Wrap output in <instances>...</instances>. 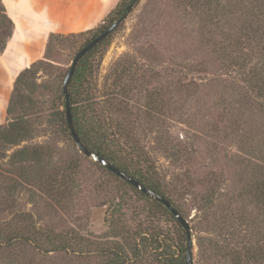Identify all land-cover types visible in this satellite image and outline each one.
<instances>
[{"label": "rangeland", "instance_id": "374dc122", "mask_svg": "<svg viewBox=\"0 0 264 264\" xmlns=\"http://www.w3.org/2000/svg\"><path fill=\"white\" fill-rule=\"evenodd\" d=\"M120 2L88 30L102 28V33L119 20L111 13ZM206 3V0H136L107 36L98 82L105 89L116 75L126 70L123 82L130 86L127 88L129 98L121 96L118 101L130 103L127 112L136 119L132 122L133 131L152 155L166 192L184 210L192 229L194 264H233L231 259L220 263L210 254L203 255L199 238L208 234L209 224L201 208L202 197L210 191L209 186H213L215 172H224L233 191L235 182L232 179L236 178L240 167V162L233 160L235 154L242 157L241 164L249 165L244 175L245 184L257 178L256 170L262 168L264 173V90L260 89L264 74L259 79L252 77V59L243 72L236 63L233 64L237 47L233 48L230 63L229 58L222 57L220 48L213 46V20L211 8ZM240 4L238 17L247 21L251 34L250 44L242 39L245 42L242 50L254 54L258 50L255 31L259 23L248 17L250 8L246 5L249 1L245 0L244 6ZM88 30L55 33L56 36L48 39L45 54L37 60H42L36 72L37 83L50 87L39 89L38 98L43 104L34 120L36 137L20 146H49L56 152V162L63 158L65 165L72 162L78 168L77 173L72 170L67 174L65 189L68 194L61 200L55 201L43 192L47 190L50 178L42 184V189L31 188L37 192L24 190L19 196V207L28 210L40 226L68 233L70 237L77 236L71 245L70 256L51 252L47 257L38 258L35 264H105L107 255L103 248L113 247L114 241L128 247V257L123 264H158L156 256L161 248H156L159 244H152L150 229L157 228L160 233L167 234L166 237L167 232L176 235V221L162 210L152 209L148 200L123 184L124 179L119 176V180L109 173L108 168L83 153L74 141L62 138L56 132L57 128L44 120L52 105L58 80H64L62 75L67 74L73 58L90 38L82 34ZM5 40L6 33L0 30V50ZM255 55L258 56L257 63L260 55ZM260 61L264 64V59ZM14 74L15 71L10 74L8 82H12ZM248 87L253 104L245 109L235 99L239 90ZM147 93L151 94L152 102L146 101ZM152 105L155 109L150 110L148 106ZM3 111L0 113L5 114L3 122L6 123L7 112ZM164 142L169 147L171 143L176 147L187 146V156L175 159L173 151H164ZM243 148H248L249 153L243 152ZM14 149L3 151L8 156L0 155L1 165L8 163ZM228 195L232 196V193ZM237 200L240 201L233 205H236L235 209L244 205L242 216L248 215L249 218L251 213L255 214L250 199ZM238 211L234 210L233 219H239ZM112 216L121 234L127 236L122 232L124 227L134 232L135 240L116 239L109 235ZM211 221L213 223V207ZM139 228L144 231L142 236ZM4 235L5 226L2 225L0 242H4ZM80 239L83 243L78 245ZM135 248L139 249L137 256L132 254ZM205 256L211 258L205 259ZM256 264H264V260Z\"/></svg>", "mask_w": 264, "mask_h": 264}, {"label": "trees", "instance_id": "16d2710c", "mask_svg": "<svg viewBox=\"0 0 264 264\" xmlns=\"http://www.w3.org/2000/svg\"><path fill=\"white\" fill-rule=\"evenodd\" d=\"M135 1L121 0L111 14H114L116 19L124 17L133 7ZM206 1L208 7L211 8L210 17L213 20V46L219 47L222 57L229 58L230 63L231 58L233 59V48L237 47L233 64L236 63L243 72L245 68L247 69L249 59H252V77L259 79L264 74V64L260 61L264 59V29H262L264 26V0H248L249 4L246 5L250 8L248 17H252L255 23H259V28L255 31L258 43L256 49L258 50H255L254 54L242 50L245 44L242 39L248 41L249 44L251 41V34L248 32L250 27L247 21L243 19V24L242 18L238 17L240 3L244 6L245 0ZM13 27V18L0 0V30L6 33V40L0 53L4 50ZM101 30L102 28L91 29L82 33L90 36L86 43L98 36ZM54 36L56 35L51 34L50 38ZM108 37L102 39L81 58L70 81L68 91L75 128L81 141L89 150L98 153L143 184L163 194L184 215L183 208L174 202L170 194L166 192L152 155L145 150L141 137L133 131L132 122L136 119H132L131 113L127 112L130 103L125 100V103L118 101L121 96L125 99L129 98L127 88L130 86L123 82L126 70L121 71L122 75H116L107 88L104 89L99 85V66ZM256 53L260 55V60L258 59L257 63H255L258 57L255 55ZM39 62L41 63L42 60L33 62L19 73L7 107V122L0 124V148H2L0 155L7 157V153L3 151L15 148L9 156L8 163L0 164V229L2 225L5 226L4 242H0V264H35L38 258L47 257L51 252L70 256L71 245L77 238V236L70 237L68 233L54 232L43 228L34 221L29 211L21 209L18 203L21 192L31 188L42 189V184L48 178L50 179L47 190L43 191L45 195L55 201L63 199L68 194L65 189L68 185L66 183L67 174L72 170L74 174L77 173L78 168V165L72 162L65 165L63 158L56 162V152L49 146L40 144L20 146L23 142L36 137L37 128L34 120L37 119L36 114L41 111L43 104V101L41 102L38 98L39 89L40 87L45 89L50 87L37 83L36 72ZM66 75H62L64 80ZM64 80H58V87L53 93L52 105L44 120H47L45 123L49 126L56 127V132L62 138L74 141L67 120L63 92ZM249 88L239 90L240 93L235 99L245 109L250 108L253 104L249 99ZM260 89L264 90L263 82L260 84ZM147 96L146 101L152 102L151 94L147 93ZM122 104L123 108L120 107ZM148 107L150 110L155 109L153 105ZM123 114L125 116L121 119ZM150 117L154 119L155 116L150 113ZM162 147L165 148V152L167 149L173 151L172 156L175 159L187 156V146L178 145L176 147L171 143L169 147V144L164 142ZM243 152L249 153L248 148H243ZM233 158L234 161L240 162L237 176L232 179L235 182L233 191L229 188V179L225 177L224 172H215L213 173V186H209L210 191L202 197L201 208L204 210V219L209 227L206 231L208 234L199 238V245L203 250V255L210 254L220 263L231 259L233 264H256L264 260V242H262L264 241V173L262 168L256 170L257 178L254 177L245 184L244 175L246 167L249 165H245V162L241 164L242 157L237 154ZM57 163L62 165L57 166ZM108 172L120 180L119 176L110 170ZM122 182L136 194L148 200L152 204V209L162 210L178 224V234L167 232V237L165 236L167 234L160 233L157 228L154 231L150 229L152 244H159L156 248H161L156 256L157 263L187 264V234L181 223L162 202L145 194L128 181L123 180ZM35 189L31 190L37 192ZM229 192L232 193V196L228 195ZM237 198L250 199L255 214L251 213L249 218L248 215L242 216L244 205L238 206L236 209V205H233L240 201ZM212 207L213 223L210 222ZM234 210H239L238 220L237 218L233 219ZM7 216L10 218L7 219ZM139 229L142 236L144 231ZM248 231L251 232L248 233ZM109 232V235L116 239L122 237L135 240L132 236L134 232L131 233L124 227H122V232L127 236L121 234L114 216L111 217L109 223ZM82 243L80 239L77 244L81 245ZM113 243V247L103 248L107 255L105 264L125 263L128 257V247L116 241ZM204 245L206 246L204 247ZM137 251L139 253L138 248L133 249L132 254L137 256ZM210 256H208L209 258L205 256V259H210Z\"/></svg>", "mask_w": 264, "mask_h": 264}, {"label": "crops", "instance_id": "0c3cea01", "mask_svg": "<svg viewBox=\"0 0 264 264\" xmlns=\"http://www.w3.org/2000/svg\"><path fill=\"white\" fill-rule=\"evenodd\" d=\"M2 2L14 21L12 34L0 54V110L7 112L16 78L23 69L45 54L51 34L78 33L90 29L99 23L119 0ZM13 71L15 74L12 82H8ZM0 116V124H4L5 114L0 113Z\"/></svg>", "mask_w": 264, "mask_h": 264}, {"label": "water", "instance_id": "95a60500", "mask_svg": "<svg viewBox=\"0 0 264 264\" xmlns=\"http://www.w3.org/2000/svg\"><path fill=\"white\" fill-rule=\"evenodd\" d=\"M121 18L117 20L115 23H113L109 28H107L105 31L100 33L98 36L93 38L91 41L86 43L75 55V57L72 60L71 66L68 70V73L66 75V78L63 82V92L65 95V105H66V113H67V120H68V125L71 130L72 136L74 141L76 142L77 146L80 148L82 152H84L87 156H91L94 158L96 161L100 162L102 165H104L106 168L120 176L122 179L128 181L131 183L133 186L144 192L145 194L151 196L152 198L162 202L172 213L173 215L179 220L181 225L184 227L186 230L187 234V258H186V263L187 264H194V258H193V246L194 242L192 239V229L190 227L189 221L187 218L181 213V211L173 205V203L165 197L163 194L157 192L156 190L150 188L149 186L143 184L133 176L129 175L125 171L121 170L114 164L110 163L103 157H101L98 153L93 152L89 150L84 143L81 141L78 132L75 128L74 122H73V117L71 113V103H70V95L68 91V87L70 84V81L73 77V74L75 72V69L81 60V58L90 50L92 49L95 45H97L102 39L107 37L121 22Z\"/></svg>", "mask_w": 264, "mask_h": 264}]
</instances>
